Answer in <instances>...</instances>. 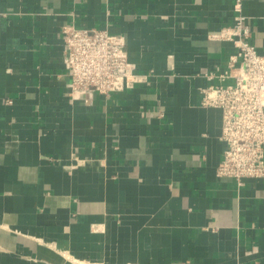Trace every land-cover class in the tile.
<instances>
[{"label":"crops","instance_id":"0c3cea01","mask_svg":"<svg viewBox=\"0 0 264 264\" xmlns=\"http://www.w3.org/2000/svg\"><path fill=\"white\" fill-rule=\"evenodd\" d=\"M234 3L0 0V264H264V178L216 176L221 110L198 90ZM241 9L264 53V0ZM71 23L123 35L148 80L71 103Z\"/></svg>","mask_w":264,"mask_h":264},{"label":"built area","instance_id":"2783aa9c","mask_svg":"<svg viewBox=\"0 0 264 264\" xmlns=\"http://www.w3.org/2000/svg\"><path fill=\"white\" fill-rule=\"evenodd\" d=\"M233 10V23L209 35L231 42L233 51L223 66L202 73L206 82L198 90L202 106L221 110L223 146L216 176L241 185L245 179L264 178V53L249 41L241 0H235ZM61 33L71 103L90 102L93 93L107 96L133 89L151 75L135 69L121 34L72 23Z\"/></svg>","mask_w":264,"mask_h":264}]
</instances>
